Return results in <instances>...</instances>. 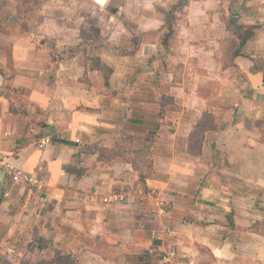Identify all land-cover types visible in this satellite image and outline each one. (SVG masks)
I'll return each mask as SVG.
<instances>
[{
    "label": "crops",
    "instance_id": "1",
    "mask_svg": "<svg viewBox=\"0 0 264 264\" xmlns=\"http://www.w3.org/2000/svg\"><path fill=\"white\" fill-rule=\"evenodd\" d=\"M112 1L89 45L0 0V150L40 180L1 175L0 264H264V0Z\"/></svg>",
    "mask_w": 264,
    "mask_h": 264
},
{
    "label": "rangeland",
    "instance_id": "2",
    "mask_svg": "<svg viewBox=\"0 0 264 264\" xmlns=\"http://www.w3.org/2000/svg\"><path fill=\"white\" fill-rule=\"evenodd\" d=\"M18 1L22 16H24L23 14H25V17L27 16L25 20H32L33 18V20L37 22V32L34 36L39 42L53 40L55 43L56 40H65L67 35L71 36L72 34L70 33L62 35L58 32V30L65 27L66 24L70 28H73L74 33L72 36L81 38L80 41L82 43L91 45L98 40V34L96 33V29H94L93 18L91 16L94 0ZM120 2V0L112 1L114 6H118ZM112 8L110 7L111 11ZM21 18L23 19L24 17ZM55 52H57V50H55ZM263 53L264 51L261 54ZM260 57L263 58L264 56L262 57L261 55Z\"/></svg>",
    "mask_w": 264,
    "mask_h": 264
},
{
    "label": "built area",
    "instance_id": "3",
    "mask_svg": "<svg viewBox=\"0 0 264 264\" xmlns=\"http://www.w3.org/2000/svg\"><path fill=\"white\" fill-rule=\"evenodd\" d=\"M76 142H80L79 139ZM51 143L50 138H45L40 144V147H45ZM10 177L15 182H29L33 184H38L40 180L36 177H33L31 174L25 172L18 166H16L8 156L3 154L0 150V195L2 192L3 181L1 179V175ZM128 196L117 193H112L111 196L104 198V202H120V201H128ZM176 258V251L170 250L166 251L162 255V260L164 264H174V259Z\"/></svg>",
    "mask_w": 264,
    "mask_h": 264
},
{
    "label": "trees",
    "instance_id": "4",
    "mask_svg": "<svg viewBox=\"0 0 264 264\" xmlns=\"http://www.w3.org/2000/svg\"><path fill=\"white\" fill-rule=\"evenodd\" d=\"M103 1H105V0H103ZM229 25L232 29L235 30V33L238 36L239 46H242L243 44L247 43L253 37V31L247 30L246 26L236 24L235 21H233V20H231ZM239 49H236V51L233 54L239 55L240 54ZM88 59L92 60L96 66L100 65V61H99L100 59L99 58L92 57V58H88ZM263 63H264V57L263 58H261V57L255 58L254 59V66L252 67V70L262 72L263 73V81H264ZM99 68H100V66H99ZM261 135H262L261 139L264 142V131H262ZM252 230L255 231L256 233H259V234L264 236V219L256 221L254 223V225L252 226Z\"/></svg>",
    "mask_w": 264,
    "mask_h": 264
},
{
    "label": "water",
    "instance_id": "5",
    "mask_svg": "<svg viewBox=\"0 0 264 264\" xmlns=\"http://www.w3.org/2000/svg\"><path fill=\"white\" fill-rule=\"evenodd\" d=\"M98 2H101V3H103L104 1H103V0H98Z\"/></svg>",
    "mask_w": 264,
    "mask_h": 264
}]
</instances>
